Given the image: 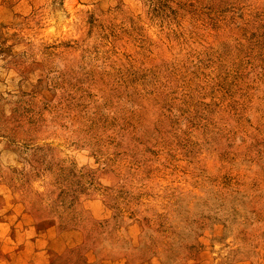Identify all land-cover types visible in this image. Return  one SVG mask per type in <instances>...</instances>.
I'll use <instances>...</instances> for the list:
<instances>
[{
    "label": "rangeland",
    "instance_id": "obj_1",
    "mask_svg": "<svg viewBox=\"0 0 264 264\" xmlns=\"http://www.w3.org/2000/svg\"><path fill=\"white\" fill-rule=\"evenodd\" d=\"M0 264H264V0H0Z\"/></svg>",
    "mask_w": 264,
    "mask_h": 264
}]
</instances>
